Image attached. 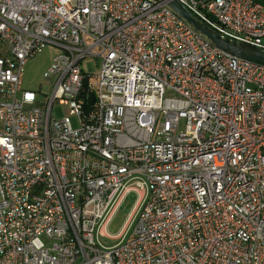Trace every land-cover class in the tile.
<instances>
[{"label":"built area","instance_id":"1","mask_svg":"<svg viewBox=\"0 0 264 264\" xmlns=\"http://www.w3.org/2000/svg\"><path fill=\"white\" fill-rule=\"evenodd\" d=\"M176 1L264 51V0ZM47 46L44 98L24 73ZM0 264H264V65L158 0H0Z\"/></svg>","mask_w":264,"mask_h":264},{"label":"rangeland","instance_id":"2","mask_svg":"<svg viewBox=\"0 0 264 264\" xmlns=\"http://www.w3.org/2000/svg\"><path fill=\"white\" fill-rule=\"evenodd\" d=\"M61 50L47 46L42 53L38 54L37 56L33 57L28 61L25 66V73H24V89L30 91H36L39 94H42L44 98L49 97L52 91V84H50L46 79V72L51 68L54 63V60L57 56H59ZM94 54L99 53L97 49L93 51ZM83 67L89 74L93 75L91 78V83L95 85L97 75L100 73V68L96 64L95 59L93 57H88L83 62ZM53 117L61 118L63 116H71L68 107L60 106L56 104L54 106ZM75 128L78 127L76 123V119L72 117ZM139 201V196L135 192H131L127 194L125 200L122 202L120 207L115 212L114 216L112 217L108 227H107V234L112 238H102L101 242L107 248L114 247L120 243L121 235L126 227L127 222L132 218L134 213V217L132 218L131 225L129 227L128 233L123 241V243H128L132 237L135 228L137 227L141 215L142 210L138 213L137 204ZM138 213V214H137ZM137 214V216H136ZM45 241V240H44ZM46 245H49L45 241Z\"/></svg>","mask_w":264,"mask_h":264},{"label":"water","instance_id":"3","mask_svg":"<svg viewBox=\"0 0 264 264\" xmlns=\"http://www.w3.org/2000/svg\"><path fill=\"white\" fill-rule=\"evenodd\" d=\"M187 24L195 33L217 48L236 57L264 65V51L253 46L223 38L217 32L199 21L190 11L176 0H158ZM95 98L93 97V102Z\"/></svg>","mask_w":264,"mask_h":264}]
</instances>
